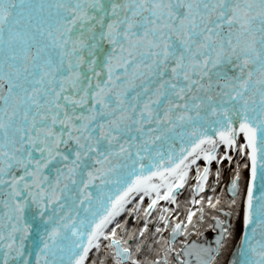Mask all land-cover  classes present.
I'll return each mask as SVG.
<instances>
[{
	"label": "snow or ice",
	"instance_id": "1",
	"mask_svg": "<svg viewBox=\"0 0 264 264\" xmlns=\"http://www.w3.org/2000/svg\"><path fill=\"white\" fill-rule=\"evenodd\" d=\"M222 262L264 264V0H0V264Z\"/></svg>",
	"mask_w": 264,
	"mask_h": 264
},
{
	"label": "trees",
	"instance_id": "2",
	"mask_svg": "<svg viewBox=\"0 0 264 264\" xmlns=\"http://www.w3.org/2000/svg\"><path fill=\"white\" fill-rule=\"evenodd\" d=\"M189 198H190V191L186 189V190H184L183 194L179 197V203H180L181 213H183V211H184V209H185V207L187 205V201H188ZM242 199H243V195L241 193V196L238 198V202H237V212L240 209ZM131 225H132V223L130 222L129 223V227L130 228H131ZM235 225L238 226V221L237 220H235ZM205 227H207V226H205ZM236 237H237V234H236ZM234 242L235 241L233 240L232 244H234Z\"/></svg>",
	"mask_w": 264,
	"mask_h": 264
},
{
	"label": "flooded vegetation",
	"instance_id": "3",
	"mask_svg": "<svg viewBox=\"0 0 264 264\" xmlns=\"http://www.w3.org/2000/svg\"><path fill=\"white\" fill-rule=\"evenodd\" d=\"M246 178L248 177V172L246 171ZM245 191H246V189H245ZM245 195H246V193H245ZM245 195H244V197H245ZM244 199V198H243ZM242 199V200H243ZM233 223L235 224V220H234V218H233ZM151 227V226H150ZM236 234H237V237H236V239L234 240L235 242L237 241V239L240 237V235H241V232H240V225H239V222H238V226L236 225ZM214 235V233H212L211 231H205V233H204V237H202L201 239H202V241H208V242H210V240H211V237ZM235 242H234V244H235ZM234 244H233V246H234ZM233 246H232V248H233ZM231 248V249H232ZM229 258V254L227 255V256H225L224 257V260L225 259H228Z\"/></svg>",
	"mask_w": 264,
	"mask_h": 264
},
{
	"label": "rangeland",
	"instance_id": "4",
	"mask_svg": "<svg viewBox=\"0 0 264 264\" xmlns=\"http://www.w3.org/2000/svg\"><path fill=\"white\" fill-rule=\"evenodd\" d=\"M236 161L237 162H239L240 163V161H241V158H239V157H237L236 158ZM233 167H234V165H233ZM215 168H216V166L215 165H213V172H215ZM225 169V168H224ZM246 170L245 169H243V168H241V176H242V180H241V192L243 193V195H245V193H246V191H245V181H246ZM211 194V193H210ZM234 220H236V218L234 217ZM137 225H135V224H132L131 225V227H136ZM232 246H233V244H231L230 245V248H232ZM229 253H225V256H227ZM225 260H227V259H225ZM222 264H223V262H222Z\"/></svg>",
	"mask_w": 264,
	"mask_h": 264
},
{
	"label": "water",
	"instance_id": "5",
	"mask_svg": "<svg viewBox=\"0 0 264 264\" xmlns=\"http://www.w3.org/2000/svg\"><path fill=\"white\" fill-rule=\"evenodd\" d=\"M240 237H241V235H240ZM240 237H239V238H240ZM238 240H239V239H238ZM238 240H237V242H238ZM237 242H236V243H237ZM234 250H235V247H234ZM234 250H233V251H234Z\"/></svg>",
	"mask_w": 264,
	"mask_h": 264
},
{
	"label": "bare ground",
	"instance_id": "6",
	"mask_svg": "<svg viewBox=\"0 0 264 264\" xmlns=\"http://www.w3.org/2000/svg\"><path fill=\"white\" fill-rule=\"evenodd\" d=\"M226 170H228L227 168H225ZM226 176H228V174H226ZM224 180V179H223Z\"/></svg>",
	"mask_w": 264,
	"mask_h": 264
}]
</instances>
